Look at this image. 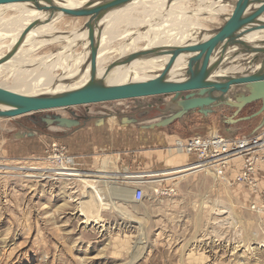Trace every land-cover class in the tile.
Here are the masks:
<instances>
[{
    "label": "rangeland",
    "instance_id": "rangeland-1",
    "mask_svg": "<svg viewBox=\"0 0 264 264\" xmlns=\"http://www.w3.org/2000/svg\"><path fill=\"white\" fill-rule=\"evenodd\" d=\"M222 1L226 5L224 6L226 10L210 11L204 6L205 9L201 13L199 9L195 11L191 7L185 10V14L200 15L202 23L199 24L200 27L206 26L205 29L216 27L221 24L222 16L227 18L230 14L229 9L234 8L230 4L238 0ZM139 6L141 5L139 4L136 9H140ZM12 8L34 9L32 5H16L9 6L4 11L12 13L13 11L8 10ZM124 8L118 7L109 12L112 15L116 10L121 12ZM143 12L136 13L143 15ZM147 12L137 17L140 22L136 26L133 24L135 20H130L122 23L119 30H116L119 34L123 30L125 32L115 36V39H110V51L104 55L106 64L123 56L120 46L136 32H142L146 25L159 21L156 17L154 19L149 17ZM61 17L58 23L62 27L60 26L57 31L67 30L76 33L85 29L86 17ZM77 22L79 24L70 30V24ZM195 28L196 26H191L182 32L197 36L202 29L197 32ZM126 30H131L132 33L125 37ZM30 31L33 32L32 30L19 32V39L22 40L17 47L13 43L14 45L2 48L0 60L6 59L10 54L9 50L14 49H19L21 54L29 57L25 59L26 62L23 58L17 64H8L9 61L6 63L3 59L0 63V86H13L12 80L17 77L33 82L42 70L45 74L40 77L51 78L52 82L33 87L30 90L32 95L49 94L52 89L61 91L64 90V86L68 89L72 88L73 84L77 85L81 79L78 76L79 68H82L83 63L77 67L78 61L74 55H80L82 46L61 49L58 55L53 56L63 44L58 43L62 42L59 34L51 32L35 34ZM37 35L48 36L47 39L52 41L39 44L37 41L45 38H37ZM144 43L145 41L141 39L138 44L134 42L133 45L142 48ZM55 61L60 64H54ZM61 64L63 67H60ZM149 74L152 73L147 69L143 76ZM154 100V97L126 99L43 111L14 118H0V264H264V212L254 208L260 199L259 192L264 190V162L257 170L262 172L261 176L255 174L258 193L248 185L234 182L231 170H227L223 176L200 170L167 180V177L191 169L187 168L188 166H175L172 162L166 164L162 170H156L159 171L155 173L156 175L144 176L145 171L136 174L138 180L144 181V197L140 202L119 203V207L114 204L99 211L92 191L88 192L85 186L92 185L89 177L93 176H88V173L100 174L110 169L109 162L103 160L102 168L99 170L82 169L68 151L66 136L74 130H108L113 133L114 130L118 131L119 126L130 128L132 133L137 132L143 129L144 124L157 120L161 115L146 105L148 102L154 104ZM257 108L256 106L246 108L239 116L254 112ZM52 114L68 118L77 115L84 119H81L80 125L72 128L58 127L43 120ZM263 117L264 114H260L235 123L221 120L217 122L215 119L213 122L208 121V124L207 121L194 117L184 125L161 127L170 133H178L173 143L165 147L164 158H175L178 153L190 154L176 149V142L184 140V137L207 136L214 133L228 138L249 135L262 123ZM31 138L38 142L34 154L15 155L12 152V147L17 142ZM52 143L66 146L68 153L74 158L71 168L60 171L64 174L63 177L72 180L51 176H54L55 171L50 169L46 157L47 148ZM119 151L121 153L123 150ZM190 155L192 162L189 163L192 164L197 158L192 153ZM237 163L239 164V159L231 161L235 167ZM40 171L50 174L51 178L26 176V173ZM111 176L106 175V178ZM158 179L160 181L152 182ZM120 205L124 206L123 212L128 217L121 216V212L118 211ZM88 213L99 222L95 223L90 219L87 225L82 223L83 215ZM136 246H144V249H140L138 252L140 256L132 260L131 256Z\"/></svg>",
    "mask_w": 264,
    "mask_h": 264
},
{
    "label": "water",
    "instance_id": "water-1",
    "mask_svg": "<svg viewBox=\"0 0 264 264\" xmlns=\"http://www.w3.org/2000/svg\"><path fill=\"white\" fill-rule=\"evenodd\" d=\"M131 1L133 0H88L82 5L67 7L56 4L53 0H0V5H32L35 10L44 13L43 19L48 18L51 13L66 17H88L84 30L87 31L90 46V79L87 82L43 95H23L0 86V118L145 97H154V105L151 102L146 105L149 108L157 107L156 110L163 115L144 124L142 128L166 127L191 112L207 116L221 105L235 109L237 114L245 105L261 102L257 111L233 121L248 120L264 114V37L245 38L255 31H264V0H238L221 24L200 33L198 42L135 52L118 58L104 70V74H108L112 67L153 53L169 55L168 65L156 76L113 83L96 80L98 45L94 31L108 11ZM206 34L210 35L205 38ZM178 60H183V64L174 66ZM2 61L1 59L0 63ZM227 68L234 73L219 72ZM234 85L242 87L236 97L229 94ZM167 97L170 98L166 99ZM82 118L84 119L77 115L68 118L52 114L43 120L47 124L72 128L80 125ZM263 124L264 117L252 132Z\"/></svg>",
    "mask_w": 264,
    "mask_h": 264
},
{
    "label": "bare ground",
    "instance_id": "bare-ground-1",
    "mask_svg": "<svg viewBox=\"0 0 264 264\" xmlns=\"http://www.w3.org/2000/svg\"><path fill=\"white\" fill-rule=\"evenodd\" d=\"M53 1L56 4H59L62 6H67V7L71 6L72 7V6L82 5L85 2H87L88 0H53ZM233 3L234 4H230L232 7L235 6L236 2H233ZM139 4L141 5V6H139L140 9H136V8H138ZM16 5L28 6L25 3H11V4L0 5V9H1L0 10L1 11L0 12V45H1L0 53L2 52V48H4L6 45L10 46V44L14 43L16 45L15 47L18 46V44L22 40V38L19 39L20 38V35H19L20 31L24 32L25 30H28V32H29V30H32L33 32H31V31L30 32L35 33V34H42L43 32H46V34H48L50 32H51V34L57 33L56 35L59 34L58 36H60V38H62V40H60L62 42H58V41L57 42L59 44H61V43H63V44L59 49H57V51L54 54L52 53L53 56L58 55L60 53L61 49L65 50L67 48H74V47L81 45L82 51H81V53L78 52V53H80V55H78V56L76 54L74 55V56H76L77 61H78V63L76 64L77 67H78V65H81L83 63L82 68H79L80 73L78 74V76L81 77V79L78 83H76L77 85L73 84V87L84 84L85 82H87L90 79V46H89V38L87 35V31L83 30V31L76 32V33H73L71 31L67 32V30L57 31V30H59L58 28H60V26L62 27V25L60 23H58V20L60 18H62L61 17L62 15H55V14L51 13L48 18L43 19L44 13L39 12L35 9H32V10L30 8L28 10L19 9V8L8 9V10L13 11L12 13H9L8 11L7 12L4 11V10H7V8L9 6H16ZM136 5H137V7H135ZM126 6H128V7H126ZM204 6L207 7L206 10L209 9L210 11H215V10L221 11L222 9L226 10L225 9L226 7H224L226 5L222 0H213V2H211V0H133L129 3H127L126 5L121 6L123 8L125 7L124 10L121 12H120V10H116L111 15L110 12L108 11L100 19V21L98 23V29H96L94 31V34H93L94 38H96V40H97V45H98L97 67H96V73H95L94 78L96 80L103 81L104 83H113V82H119V81L140 80V79H143L146 77L156 76L160 71H162L166 67V65H168L169 60H170L169 55H164L161 53H153L152 55H150L148 57H138V58L131 60L127 63L119 64L115 67H112V69L109 71L108 74H104L105 68L109 64H111V62H114L115 60L118 59L117 58L111 62H108L107 64L105 63V59H104L105 58L104 55L110 51V44H109L110 39L111 38L115 39L114 37L119 34L116 32V30H119V27L121 26L122 23H126L127 21H130V20H135V22H133V21L132 22L136 26L140 22L138 20L139 16H143L146 11H148L147 13H149L148 14L149 17L151 16L153 19L155 17L157 19H159V21L157 20L158 21L157 23L148 22V24L149 23H151V24H149V25L145 24L146 25L145 30H143L142 32L141 31L136 32L132 38H130L126 43H124L123 45L120 46L119 49H122V52H123L122 57H126L129 54L139 52V51H144V50H159V49H161L163 47H167V46L191 44V43L200 41L201 31L207 30V29L212 30L213 28H215V27H211V28L205 29L206 26L200 27L199 24L200 25L202 24L200 22L201 21L200 15L188 16V14H185V10L191 9V7H193L195 9V11L199 9L200 12L203 13L202 10L205 9ZM229 10H230L229 12L231 13L232 9H229ZM137 11H142V12L144 11L142 13L143 15H141L139 13L137 14L136 13ZM204 12H205V10H204ZM262 15L264 16V11L262 12ZM86 18L88 19V17H86ZM222 18H223L222 19V21H223V20H225L226 17L222 16ZM142 19H141V21H142ZM130 23L131 22H129V24ZM78 24H79V22H77L75 24L71 23L69 26L70 27L69 29L73 30L75 28V26ZM141 24H143V23H140V25ZM191 26H196L195 31H197V32H199L200 29H202V30L198 33L197 36L189 34L186 31L182 32L184 29H187L188 27H191ZM124 32H125V30H123V32H121V34ZM130 33H132L131 30L130 31L126 30V33L124 36L126 37ZM137 33H139L140 35ZM177 33H179V34L177 35ZM25 34H27V31ZM69 34H72V36H69ZM121 34H119V35H121ZM209 35L210 34H206L205 38L208 37ZM258 35H259V37L260 36L263 37L262 33H260ZM254 36H257V34L255 32L250 33L248 35L249 38L254 37ZM36 37L37 38H40V37L45 38L43 40L37 41L39 44H43L46 41H52L51 39H47L48 36H45V35H37ZM188 38H190V39H188ZM141 39H143L145 41L144 47L139 48V46L133 45L134 42H137V44H138L141 41ZM8 50H9V47H8ZM9 51H10V54L7 56V58L6 59L3 58L4 62L7 63L9 61L8 64H11V63L17 64L21 59L23 60V58H24V61H25V59H28V57H29V56H26L24 54H21L19 49H14V50H9ZM74 53H76V52H74ZM49 55H51V54H49ZM59 59H60V57H59ZM67 61H68V59H67ZM62 62H63V60H62ZM183 62H184L183 60H178L176 62V64H174V66H180L181 64H183ZM54 64L59 65L60 63L55 61ZM69 64H71V63H69ZM156 64H158V65L156 66ZM24 65H22V66L24 67ZM51 65H53V64H51ZM57 66L55 68H57ZM73 66L75 67V64ZM48 67H50V65ZM60 67H63L62 64L60 65ZM45 68L47 69L46 66H45ZM70 68L68 70H70ZM147 69H148V72L151 71L152 74L143 76V74L145 73V71ZM37 71H38V69H37ZM50 71L51 70H49V72ZM61 71H65V70H61ZM13 73H15V72H13ZM29 73H25V75L29 74ZM43 74H45V73H43V70H42L41 73L37 74V77L33 80V82H28L26 80L20 79L22 77H20V78L17 77L16 79L12 80L13 86H11V85L10 86H3L2 85V87H5L10 91H13V92H16L19 94L32 95L30 93V90H32L33 87H38L39 85H43V84L45 85L47 83L49 84V82H52L51 78L46 79L44 77H40ZM47 74L48 73H46V75ZM69 74L70 73H68V75ZM30 75H33V74H30ZM51 75H53V74H51ZM65 75H67L66 72H65ZM55 76H56V74H55ZM61 76H60V78H61ZM33 77H34V75H33ZM63 77H67V76H63ZM52 78H53V76H52ZM64 81H62V82H64ZM32 85H34V86H32ZM63 88L65 89L66 87L64 86ZM54 91H57V90L52 89L49 92L53 93ZM179 150H181V149L179 148ZM190 164H186V166H182V167L188 166L187 168H191L190 170L185 171L184 173H180L179 175H172L170 177H167L166 179L170 180V179H173L176 177H180V176H184L186 174H190L191 172L200 171L202 169L201 165L190 167L189 166ZM192 164H194V163H192ZM184 169H186V168H184ZM98 175H105V176H104V178H100V177H97ZM106 175H112V173L109 171V169H107L106 171H102V173H100V174H92L91 172L88 173V176H93V177H89L90 181L92 182V185L88 184L85 186L87 188L88 192L92 191L94 199L97 203V207L99 208V211L103 207H112V205H114V204H117V207H119V205H118L119 203L120 204L136 203L132 199L133 189H132L131 185L130 186L128 185V187L127 186L123 187V189L119 188L116 186V184L113 180L116 177H113V175H112L110 178H106ZM26 176L51 178L50 174L45 173V171L44 172L40 171V172H36V173L35 172H29V173H26ZM51 176L52 177L57 176L58 178H61V179L72 180L71 178L63 177L64 174H61L60 171L54 172V176L53 175H51ZM128 178H130V182L133 185H142V186L144 185V181H142L140 179L138 180L136 174H134V175L130 174V175H128ZM160 179L153 180L152 182H158V181H160ZM143 180H146V179L143 178ZM99 183H104V187H106L108 189V194H109L108 200L103 199L102 196H100V198L97 196V194H99V190L97 188ZM120 207L121 208H119L118 211L121 212V216L128 217L126 215V213L123 212L124 210L122 207H124V206L120 205ZM83 217H84V219L81 222L84 223L85 225H87L89 223V221H91V220L95 223L99 222V220L92 218V216L89 215V213L84 214ZM135 249L136 250L133 251V254L131 256L132 260H134L140 256V254H138V252L140 251V249L141 250L144 249V246H136Z\"/></svg>",
    "mask_w": 264,
    "mask_h": 264
},
{
    "label": "crops",
    "instance_id": "crops-1",
    "mask_svg": "<svg viewBox=\"0 0 264 264\" xmlns=\"http://www.w3.org/2000/svg\"><path fill=\"white\" fill-rule=\"evenodd\" d=\"M255 33L257 34V36L249 38L247 35L245 38L256 39L264 37V31H255ZM260 33L263 34V37H259L258 34ZM229 69L230 68L221 69L219 72L221 74H229V72L231 74L234 73L232 69ZM238 73H241V71H239ZM240 91H242V87L234 85L231 86L229 94L236 97L239 95L237 94V92ZM169 98L170 97H167L166 99ZM255 106L259 108L261 106V103H249L245 105L240 111L243 112L246 108H252ZM228 112L235 113V109L221 105L215 107L214 113L207 116H204L198 112H191L186 114L182 118L175 120L169 126L184 125L194 117H198V119L202 121H207L206 124H208V121L213 122V120L215 119L218 122V120H220L219 118L231 115ZM160 113L161 112H159V114ZM162 115L163 114L159 115L158 117ZM104 127L105 126L99 128ZM27 128L29 129V126H27ZM155 129H159V131H156ZM229 129H232V127H229ZM117 130L118 131L114 130L113 133L108 132V130H74L72 132H69L66 136V145L68 151L71 155L74 156V158L76 159L75 161L79 165H81V168L84 170H99L100 168H102V161L107 160L109 162V166L111 167L109 171L112 173L113 177H116L115 179H113L116 186L122 189L123 187H128V185H133L130 182V178L127 177L130 173L145 171L144 176H152L156 175V172H159L156 170L164 168L166 164L174 162L173 164H175V166H183L186 164H190V161L192 162V158L190 155L191 153H178V156H176L175 158H164V155L166 154L165 147L172 144L174 139H176V137L178 136V133L176 132L170 133L164 130V128H143L137 132L132 133L130 132V128L125 126H119ZM187 138L188 137H184L183 139ZM37 148L38 142H36L34 138H31L20 140L19 142H17L12 147V152L15 155H31V153L34 154ZM121 149L123 151L120 153L119 150ZM261 173L262 172L258 171L256 175L261 176Z\"/></svg>",
    "mask_w": 264,
    "mask_h": 264
},
{
    "label": "built area",
    "instance_id": "built-area-1",
    "mask_svg": "<svg viewBox=\"0 0 264 264\" xmlns=\"http://www.w3.org/2000/svg\"><path fill=\"white\" fill-rule=\"evenodd\" d=\"M179 148L183 152L196 156V161L193 162L194 164H190V167L201 165V170L213 172L218 176H223L227 170H231L234 182L248 185L257 192L258 185L255 174L259 165L264 162V124L254 133L236 138H228L218 133L207 136H190L176 142V149L179 150ZM73 159L64 145L52 143L47 148L46 160L50 169L55 172L71 168ZM235 159H239V164L237 163L236 167L231 164V161ZM131 186L133 189L132 199L138 203L144 197L143 186ZM97 188L99 190L97 196L108 200V189L104 187V183H99ZM259 195L260 199L254 208L264 212V190H261Z\"/></svg>",
    "mask_w": 264,
    "mask_h": 264
},
{
    "label": "flooded vegetation",
    "instance_id": "flooded-vegetation-1",
    "mask_svg": "<svg viewBox=\"0 0 264 264\" xmlns=\"http://www.w3.org/2000/svg\"><path fill=\"white\" fill-rule=\"evenodd\" d=\"M256 102H260V101H256ZM261 103V102H260ZM260 108V107H259ZM258 108V109H259ZM152 109H155V111L157 112V113H159V111L158 110H156V108H152ZM258 109H256L255 111H257ZM152 111H154V110H152ZM254 111V112H255ZM254 112H250L249 114H246V115H242V116H239V114L241 113V111L240 112H238L237 114L236 113H234V112H228L229 114H231V115H228L227 117H223V118H219L220 120H223V121H226V120H229V121H227V122H230V123H235V122H237V121H233V120H235V119H237V118H239V117H244V116H247V115H250V114H252V113H254ZM214 113V112H213ZM213 113H211V114H213ZM234 113V114H233ZM157 119H159V117H157ZM242 121V120H241ZM172 124V123H171Z\"/></svg>",
    "mask_w": 264,
    "mask_h": 264
}]
</instances>
